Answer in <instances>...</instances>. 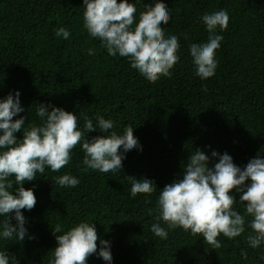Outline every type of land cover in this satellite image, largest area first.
<instances>
[{"label": "trees", "instance_id": "obj_1", "mask_svg": "<svg viewBox=\"0 0 264 264\" xmlns=\"http://www.w3.org/2000/svg\"><path fill=\"white\" fill-rule=\"evenodd\" d=\"M129 2L137 18L154 2L170 9V20L162 27L166 37L176 35L180 44L171 77L149 83L126 58L108 55L83 28V0H0V99L19 91L25 127L40 123L35 114L39 105L52 104L77 114L78 127L85 116L94 125L97 115L111 119L114 128L105 135L122 134L131 126L142 146L127 154L123 171L114 174L84 172L79 144L59 172L46 167L43 174L37 173V179L24 184L33 189L36 204L30 211L21 210L34 238L0 240V251L9 255L10 264H48L56 247L51 228L87 221L95 225L97 251L101 240L111 245L113 264H264V245L252 249L246 243L251 217H245L241 236H218V249L199 234L168 230L163 222L167 239L150 231L158 215L159 191L182 178L195 149L210 157V167L218 162L211 158L212 151L227 152L241 168L258 154L264 156V0ZM220 10L227 11L229 22L227 30L217 32L223 36L215 52L218 67L213 77L201 80L189 45L207 42L200 18ZM60 27L70 31L68 39L54 35ZM88 49L95 54L88 55ZM100 135L97 129L86 139ZM16 136L21 138L22 132ZM65 173L76 176L79 185L56 184L55 178ZM129 176L153 181L156 191L131 197ZM229 194L239 202L240 193L233 189ZM234 207L243 214L239 204ZM87 264L104 262L93 255Z\"/></svg>", "mask_w": 264, "mask_h": 264}, {"label": "clouds", "instance_id": "obj_2", "mask_svg": "<svg viewBox=\"0 0 264 264\" xmlns=\"http://www.w3.org/2000/svg\"><path fill=\"white\" fill-rule=\"evenodd\" d=\"M136 11L129 0H83V28L91 38L100 41L108 55L126 58L131 68L147 82L171 77V69L180 59L177 55L180 44L176 35L166 37L162 27L170 20V9L154 2L153 6L146 5L138 18ZM200 19L208 32V40L203 44H190L189 52L195 74L206 80L216 73L215 52L223 40L217 32L227 30L229 15L226 10H220L206 13ZM54 35L68 39L71 33L60 27L54 30ZM94 54V49H88V55ZM19 96L17 91L15 97L9 94L0 99V217L4 218L0 220V240L22 242L25 238H34L29 234L21 210L30 211L36 204L33 189H25L24 184L37 179V173L43 174L46 167L59 172L69 164L71 152L79 144L84 153V172L114 174L123 171L127 154L138 148L142 150V146L134 139L131 126L125 127L122 134L111 131L105 135L114 128L111 119L97 115L94 125L93 120L85 116L83 126L78 127L77 114L52 104L39 105L35 114L40 123L25 127V117L19 116L25 111ZM17 116L18 119H13ZM97 129L103 135L86 139L88 133ZM18 132H22L21 138H17ZM211 158L218 160L212 167L204 151L191 152L182 178L159 191L158 215L150 231L165 240L168 230L181 228L192 235L199 234L206 244L218 249L221 247L218 236L230 240L241 236L246 230L245 217H251L247 226L252 232L246 243L252 249L260 248L264 245V156L258 154L243 168L236 166L227 152L212 151ZM127 179L133 198L138 194L151 196L156 191L155 183L147 178L129 176ZM55 180L66 188H75L80 183L76 176L68 173ZM233 189L240 193L238 203L229 194ZM236 204L243 208V214L235 209ZM51 231L56 247L48 264H87L88 257L93 255L104 264H113L108 242L101 240L97 251L94 223L80 221L67 229L57 223ZM241 256L247 259V252L242 250ZM260 260L264 261V256ZM0 264H10V257L4 251H0Z\"/></svg>", "mask_w": 264, "mask_h": 264}]
</instances>
